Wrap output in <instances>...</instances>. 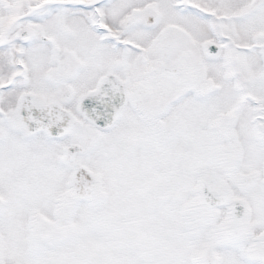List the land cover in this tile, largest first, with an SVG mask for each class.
I'll list each match as a JSON object with an SVG mask.
<instances>
[{"label":"snow or ice","instance_id":"obj_1","mask_svg":"<svg viewBox=\"0 0 264 264\" xmlns=\"http://www.w3.org/2000/svg\"><path fill=\"white\" fill-rule=\"evenodd\" d=\"M0 264H264V0H0Z\"/></svg>","mask_w":264,"mask_h":264}]
</instances>
